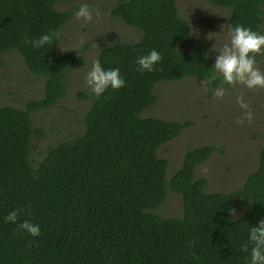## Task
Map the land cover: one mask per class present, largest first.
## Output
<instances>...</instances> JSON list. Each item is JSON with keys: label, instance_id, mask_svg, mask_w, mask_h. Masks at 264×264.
<instances>
[{"label": "trees", "instance_id": "1", "mask_svg": "<svg viewBox=\"0 0 264 264\" xmlns=\"http://www.w3.org/2000/svg\"><path fill=\"white\" fill-rule=\"evenodd\" d=\"M63 1L0 0V69L4 55L15 51L45 81L42 99L28 101L24 109L0 106V264H246L239 246L248 224L264 217V144L257 168L239 189L211 193L196 169L216 148H190L168 179L169 160L158 150L191 122L143 116L157 103L160 83L201 81L212 71L214 60L197 40L179 49L192 25L180 16L176 0L118 1L112 16L138 30L140 38L104 45L98 59L105 69L119 68L125 86L94 96L83 131L49 146L32 164L33 141L43 133L31 113L65 97L68 73L87 49L61 52L55 41L43 48L23 42L50 30L58 34L72 16L56 8ZM207 1L228 11L231 26L263 34L264 0ZM153 48L163 60L152 72H137L135 59ZM168 189L182 197L180 217L155 212ZM237 199L243 210L234 219L227 209ZM26 205L16 224L4 222L10 211ZM24 219L40 225L38 237L17 227Z\"/></svg>", "mask_w": 264, "mask_h": 264}, {"label": "rangeland", "instance_id": "2", "mask_svg": "<svg viewBox=\"0 0 264 264\" xmlns=\"http://www.w3.org/2000/svg\"><path fill=\"white\" fill-rule=\"evenodd\" d=\"M118 1L67 0L56 5L58 10L70 11L72 14L71 19L57 34V49H64L61 52L73 51L80 46L87 49L82 63L68 73L65 97L53 107L31 113L34 127L43 133L41 139L33 141L34 148L30 158L34 166L43 158L49 146L73 138L83 131V118L94 97L85 85V76L92 61L98 59L100 48L116 41L139 40L138 30L112 16L111 10ZM81 2L89 3L91 8L99 7L102 17L90 22L77 20L75 12ZM176 2L180 16L192 25L190 38L181 42L179 49L187 47L190 40H197L214 60L217 49L229 39L231 24L228 11L211 5L207 0ZM256 59L258 67L264 71V55H258ZM44 85L43 79L27 70L17 52L4 55V65L0 69V106L10 105L24 109L28 101L43 98ZM209 87L212 88L211 85ZM224 87L225 94L220 98H214L211 91L205 93L200 80L196 78L162 82L156 87L157 103L143 116L191 122L179 136L163 144L158 150L160 158L169 160L168 179L180 167L190 148L204 145L216 148L211 158L196 169V177L208 181L207 192L229 193L237 190L247 175L257 168L260 149L264 144V88L248 89L242 84ZM82 94L86 97H82ZM237 96H242L249 105L248 109L239 107ZM249 110L253 113L252 121L249 123L244 120L242 124H237V117ZM235 209L234 219L243 210L239 199ZM155 212L163 217L182 216V197L168 189L164 205Z\"/></svg>", "mask_w": 264, "mask_h": 264}, {"label": "clouds", "instance_id": "3", "mask_svg": "<svg viewBox=\"0 0 264 264\" xmlns=\"http://www.w3.org/2000/svg\"><path fill=\"white\" fill-rule=\"evenodd\" d=\"M102 15L99 7L91 8L87 2H81L80 7L75 12L77 20L84 22H90L94 18L99 20ZM54 41L58 42V36L55 31L50 30L31 40L25 37L23 42L25 44L30 43L33 48H43L45 45H52ZM82 43L83 41H81ZM63 50L61 48V51ZM258 55H264V34L240 24L230 26L228 42L217 49L214 62L210 67L211 73L207 78L200 81L204 92L211 91L214 98H220L225 94L224 85L242 84L248 89L264 88V71H261L257 65L256 57ZM162 60L161 53L153 48L135 59L136 71L140 73L152 72L154 66ZM212 81H218V83L215 87L210 88L209 85ZM125 83L119 68L105 69L99 59L92 61L85 76V85L96 97H99L109 87L119 89L124 87ZM236 102L241 109L249 108L242 96H237ZM252 119L253 113L250 110L243 111L241 116L237 117L236 123L242 124L244 120L250 123ZM29 208L30 205H26L24 208L13 209L4 216V222L16 224L18 213L22 215ZM227 211L230 217L236 215L235 208H229ZM17 227L32 237H38L41 234L40 225L30 219L21 220ZM191 243L190 241L189 245ZM239 247L242 252L247 254L245 256L246 264H264V217L258 219L254 225L248 224L247 238Z\"/></svg>", "mask_w": 264, "mask_h": 264}]
</instances>
